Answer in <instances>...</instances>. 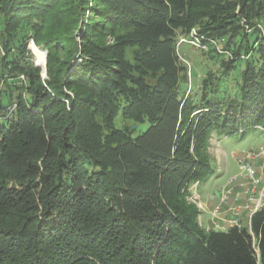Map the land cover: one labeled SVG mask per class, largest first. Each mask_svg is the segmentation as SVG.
Segmentation results:
<instances>
[{
  "label": "trees",
  "instance_id": "obj_1",
  "mask_svg": "<svg viewBox=\"0 0 264 264\" xmlns=\"http://www.w3.org/2000/svg\"><path fill=\"white\" fill-rule=\"evenodd\" d=\"M192 29L229 54L196 101ZM0 47V264H264V207L220 231L187 201L212 137L264 132V0H0Z\"/></svg>",
  "mask_w": 264,
  "mask_h": 264
},
{
  "label": "rangeland",
  "instance_id": "obj_2",
  "mask_svg": "<svg viewBox=\"0 0 264 264\" xmlns=\"http://www.w3.org/2000/svg\"><path fill=\"white\" fill-rule=\"evenodd\" d=\"M80 34L81 32L78 31L77 35ZM197 35V30L192 29L188 37L178 36L176 45L179 62L186 68L187 74V81L181 86V91H184L185 94L189 93L190 97L195 101L199 99L202 83L206 75L209 73L218 75L221 71V61L225 62L229 59V54L221 51L223 43L213 39L210 40V43L205 42V39ZM181 39L185 40V42L179 43ZM105 40L107 44H112L110 37H107ZM193 42L196 45H193ZM27 50V58L40 70V76L45 79L47 75V52L37 48L31 40L28 42ZM212 50L221 53L220 57L215 60L212 59L213 53H210ZM39 52H42L44 55L43 62L42 60L40 61L37 55ZM3 53L4 50L0 47V59L3 57ZM2 81L0 78V90L4 91ZM16 82L18 84L27 83L23 75L18 76ZM12 101H14V97ZM3 103L6 104V101L4 100ZM0 113L1 117L3 114L1 111ZM138 130L142 131L143 127H139ZM260 148H264V132L256 129H251L245 136L212 137L208 149L212 173L201 184L195 183L190 185L188 188L190 196L187 197V201L190 203L193 201L199 209V224L205 229H215L213 226V221L217 220L215 214L218 213L219 209L222 210L224 206L226 208L230 207L232 193L247 191L252 193H250L249 197L252 196L254 198L259 193L262 183L259 182L258 185H254L252 179L249 177L250 174L243 166L251 165L255 179L264 174V159L260 157L253 159V153H256ZM239 220L238 222L241 226L245 227L248 225V214L245 210L242 211Z\"/></svg>",
  "mask_w": 264,
  "mask_h": 264
},
{
  "label": "built area",
  "instance_id": "obj_3",
  "mask_svg": "<svg viewBox=\"0 0 264 264\" xmlns=\"http://www.w3.org/2000/svg\"><path fill=\"white\" fill-rule=\"evenodd\" d=\"M183 43L185 42V40L181 39L179 41V43ZM193 45H196L194 42L192 43ZM199 46V45H197ZM255 157H260L264 159V148H260L256 153H253V159H255ZM244 168L247 169L248 173L250 174L249 177L250 179H252L253 184L254 185H258V183H262L261 189L259 191V196L257 198L254 197H250L247 201L246 204V209L250 210L251 214H253L254 212H256L257 210H259L260 208L264 207V174L261 175V177H259L258 179H255L254 177V171L253 168L251 167L250 164L243 166ZM226 199V197H224ZM224 199V200H225ZM192 203L195 205V203L192 201ZM234 218L229 219L226 221L225 225H221L219 223H214V227L216 230H220V231H225L230 227H240V224L238 222L237 216L239 215V210H235L234 212ZM217 215V213L215 214V216Z\"/></svg>",
  "mask_w": 264,
  "mask_h": 264
},
{
  "label": "crops",
  "instance_id": "obj_4",
  "mask_svg": "<svg viewBox=\"0 0 264 264\" xmlns=\"http://www.w3.org/2000/svg\"><path fill=\"white\" fill-rule=\"evenodd\" d=\"M250 193L251 192H247V191H244L242 193H232L230 207L226 208L224 206V207H222V210L219 209V211H218V213L216 215L217 216V220H214L213 224L214 223H219L221 225H225L227 220L234 218V213L233 212L235 210H237V209L239 210V215L237 216V219L238 220L240 219V215H241L242 211L245 210L247 212V214H248V223H249V218L251 216V212H250V210L246 209V203H247L248 199L251 197V196L249 197V195L252 194V193L251 194ZM258 196H259V193H257L255 195V198H257ZM242 201H244L243 202L244 204L242 203Z\"/></svg>",
  "mask_w": 264,
  "mask_h": 264
},
{
  "label": "bare ground",
  "instance_id": "obj_5",
  "mask_svg": "<svg viewBox=\"0 0 264 264\" xmlns=\"http://www.w3.org/2000/svg\"><path fill=\"white\" fill-rule=\"evenodd\" d=\"M37 55L39 56L40 61L42 60V62H43L44 61V55H43V53L42 52H39Z\"/></svg>",
  "mask_w": 264,
  "mask_h": 264
}]
</instances>
